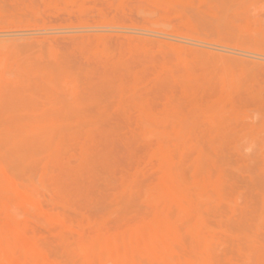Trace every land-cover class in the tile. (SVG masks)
<instances>
[{
	"label": "rangeland",
	"instance_id": "374dc122",
	"mask_svg": "<svg viewBox=\"0 0 264 264\" xmlns=\"http://www.w3.org/2000/svg\"><path fill=\"white\" fill-rule=\"evenodd\" d=\"M0 264H264V0H0Z\"/></svg>",
	"mask_w": 264,
	"mask_h": 264
},
{
	"label": "bare ground",
	"instance_id": "6f19581e",
	"mask_svg": "<svg viewBox=\"0 0 264 264\" xmlns=\"http://www.w3.org/2000/svg\"><path fill=\"white\" fill-rule=\"evenodd\" d=\"M223 124V123H222ZM162 148V147H161ZM161 153V152H160ZM158 154H159V152H158ZM167 159V158H166ZM166 162V161H165ZM163 163H164V161H163ZM199 185H200V183H198ZM206 184V183H205ZM198 185V186H199ZM215 185V184H214ZM202 186H203V183H202ZM206 186V185H205ZM202 188V187H201ZM206 188V187H205ZM214 188V187H213ZM207 189H209V188H207ZM213 190V189H212ZM206 191V190H205ZM208 191V190H207ZM215 191V190H214ZM213 191V192H214ZM204 192V191H203ZM211 192V191H210ZM217 192V191H216ZM182 194H184V193H182ZM203 194V193H202ZM206 196V195H205ZM196 220V219H195ZM191 222H192V219L190 220ZM193 221H194V218H193ZM194 224V223H193ZM191 226V225H190ZM252 236V235H251ZM145 239V238H144ZM147 239H148V237H147ZM150 239V238H149ZM128 240V239H127ZM130 240V239H129ZM129 240H128V242H129ZM132 241V240H131ZM133 242V241H132ZM78 244V243H77ZM128 244V243H127ZM126 244V245H127ZM80 246H82V245H80ZM128 246H130V245H128ZM169 246V245H168ZM83 247V246H82ZM127 248V247H126ZM171 248V247H170ZM169 249V248H168ZM170 251H171V249H170ZM171 254V253H170ZM163 256H164V254H162ZM131 256V255H130ZM125 257V256H124ZM166 257V256H165ZM175 257V256H174ZM131 258V257H130ZM176 258V257H175ZM179 259V258H178ZM136 260V259H135ZM176 260V259H175ZM172 261V260H171ZM197 261H199V259L197 260ZM137 262V261H136ZM176 262V261H175ZM130 263V262H129Z\"/></svg>",
	"mask_w": 264,
	"mask_h": 264
}]
</instances>
